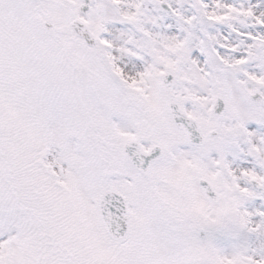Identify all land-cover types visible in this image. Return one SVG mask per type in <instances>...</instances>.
Wrapping results in <instances>:
<instances>
[{
	"label": "snow or ice",
	"instance_id": "1",
	"mask_svg": "<svg viewBox=\"0 0 264 264\" xmlns=\"http://www.w3.org/2000/svg\"><path fill=\"white\" fill-rule=\"evenodd\" d=\"M0 264H264V0H0Z\"/></svg>",
	"mask_w": 264,
	"mask_h": 264
}]
</instances>
